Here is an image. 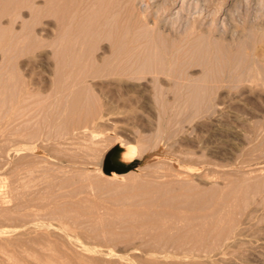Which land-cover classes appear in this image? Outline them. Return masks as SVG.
Returning <instances> with one entry per match:
<instances>
[{
  "label": "rangeland",
  "instance_id": "rangeland-1",
  "mask_svg": "<svg viewBox=\"0 0 264 264\" xmlns=\"http://www.w3.org/2000/svg\"><path fill=\"white\" fill-rule=\"evenodd\" d=\"M45 1L0 4V127L32 97L0 131V264H264V0H58L70 24ZM20 134L37 149L13 150ZM158 210L205 214L204 242L119 225Z\"/></svg>",
  "mask_w": 264,
  "mask_h": 264
},
{
  "label": "bare ground",
  "instance_id": "bare-ground-1",
  "mask_svg": "<svg viewBox=\"0 0 264 264\" xmlns=\"http://www.w3.org/2000/svg\"><path fill=\"white\" fill-rule=\"evenodd\" d=\"M22 1V0H21ZM60 1V0H59ZM58 0H46L45 1V7L47 6L48 8L50 7H52L53 6V4L56 6V8H54L55 9V11L57 10V14H59L58 16H57V20H58V22H60V23H69V22H72V21H74L77 17H78V13H79V10L80 9H78V10H75L73 13H72V11H71V13L72 14H70V15H66V14H64L63 12H64V10H60L59 8H60V3H62V2H59ZM62 1V0H61ZM152 1H156V0H152ZM258 1V0H257ZM256 1V2H257ZM87 2H89V1H87ZM199 2V1H198ZM4 3H5V5H8V4H11V5H13V4H18L19 3V0H0V4L2 5H4ZM28 3V2H27ZM81 3V2H80ZM259 3V2H258ZM20 4V3H19ZM87 4V3H86ZM254 4V3H253ZM21 5V4H20ZM25 5V4H24ZM19 6V5H18ZM46 7V8H47ZM255 7H257L256 5L254 6V9H255ZM64 8V7H63ZM79 8V7H78ZM6 9V8H5ZM37 9V8H36ZM52 9V8H51ZM53 9V10H54ZM64 9H66V8H64ZM9 10V9H8ZM46 10V9H45ZM49 11H50V9H48ZM60 10V12H58ZM68 10V9H67ZM48 11V12H49ZM63 11V12H62ZM10 12V11H9ZM8 12V13H9ZM36 12V11H35ZM43 12V11H42ZM52 12V11H51ZM56 13V12H55ZM54 13V15H56ZM49 14V13H48ZM80 16V15H79ZM51 17H52V15H51ZM79 19V18H78ZM104 19V18H103ZM56 20V21H57ZM101 21H102V19H101ZM104 22V21H103ZM164 22H165V20H164ZM107 23V22H106ZM11 24V23H10ZM70 24V23H69ZM162 24H164L163 22H162ZM63 25V24H62ZM68 25V24H67ZM109 25V24H108ZM146 25V24H145ZM148 25V24H147ZM72 26V25H71ZM207 26V25H206ZM103 27V26H102ZM165 27V26H164ZM202 27V26H201ZM204 27V26H203ZM161 28H162V26H161ZM66 29V28H65ZM109 29V28H108ZM71 31V30H70ZM93 31V30H92ZM67 32V31H66ZM74 32V31H73ZM20 33V32H19ZM72 33V32H71ZM22 34V33H21ZM61 34V33H60ZM203 34V33H202ZM1 35V34H0ZM10 35V34H9ZM12 35H14V33L12 34ZM17 35V34H16ZM200 35V34H199ZM27 36V35H26ZM61 36V35H60ZM1 37V36H0ZM14 37V36H13ZM22 37V36H21ZM71 37V36H70ZM9 38V37H8ZM26 38V37H25ZM11 39V38H10ZM61 39V38H60ZM8 40V39H7ZM62 40V39H61ZM200 40V39H199ZM15 41V40H14ZM13 41V42H14ZM17 41V40H16ZM15 41V42H16ZM26 42V41H25ZM6 43V42H5ZM9 43V42H8ZM34 43V42H33ZM27 44V43H26ZM30 44V43H29ZM205 44V43H204ZM206 45V44H205ZM199 46V45H198ZM18 47V46H17ZM217 47V46H216ZM16 48V47H15ZM201 48H203V47H201ZM197 49V48H196ZM6 50V49H5ZM10 50V49H9ZM12 50V49H11ZM202 50V49H201ZM199 51V50H198ZM13 52V51H12ZM15 52V51H14ZM19 52V51H18ZM200 52V51H199ZM79 56V55H78ZM82 56V55H81ZM9 59V58H8ZM70 60V59H69ZM260 61H262V60H260ZM256 62L255 61V69H254V71L255 72H253L254 73V77H255V79H256V81L258 82V83H261V84H264V62L262 63V62ZM140 64H142V63H140ZM139 64V65H140ZM145 64V63H144ZM248 64V63H247ZM66 65V64H65ZM83 65V64H82ZM85 65V64H84ZM143 65V64H142ZM141 65V66H142ZM146 65V64H145ZM249 65H250V67H249ZM247 67H249V69L247 70L248 71V73L251 71V69L250 68H253V66L251 65V64H249ZM86 66V65H85ZM130 66V65H129ZM138 65H136V68L134 69V71L135 70H140L139 69V66L137 67ZM149 66H151L150 64L148 65V68H149ZM12 67V66H11ZM92 65H91V70H92ZM106 67H107V65H106ZM106 67H104V70H102V69H100V71L99 72H101V74H102V71L103 72H106L105 71V68ZM132 67V66H131ZM135 67V66H134ZM143 67V66H142ZM145 67V66H144ZM82 69H83V67H81ZM89 68V67H88ZM107 68H109V67H107ZM150 68H152V67H150ZM85 69V68H84ZM95 69V68H94ZM92 70L93 72L94 71H96L95 72V74H97L96 76H98V72H97V69L96 70ZM3 70V69H2ZM10 70V69H9ZM138 70H137V72H138ZM152 70V69H151ZM150 70V71H151ZM244 71L245 73H244V76L243 77H245V75H247L248 73H247V71ZM108 72H109V70H107ZM237 71V70H236ZM107 72V73H108ZM131 72H132V70H131ZM136 72V73H137ZM140 72H142L141 70H140ZM4 73V72H3ZM134 73V72H133ZM224 73V72H223ZM251 73V72H250ZM92 74H94V73H92ZM104 74V73H103ZM106 74V73H105ZM252 74V73H251ZM3 75V74H2ZM5 75V74H4ZM3 75V77H6V75L4 76ZM243 75V74H242ZM249 75V74H248ZM0 76H1V74H0ZM9 76V75H8ZM129 76V75H128ZM226 76H227V74H226ZM231 76V75H230ZM241 76V75H240ZM251 75H249V77H250ZM11 77V76H10ZM63 77V76H62ZM76 77V76H75ZM142 77V76H141ZM221 77V76H220ZM219 77V78H220ZM223 77V76H222ZM237 77V76H236ZM254 77H253V79H254ZM7 79H8V77H6ZM152 78V77H151ZM155 78V77H154ZM237 78H239V77H237ZM12 79V78H11ZM221 80H223L222 78H220ZM4 80H5V78H4ZM13 80V79H12ZM211 80V79H210ZM3 81V80H2ZM228 81V80H227ZM246 81V80H245ZM253 81V80H252ZM251 81V82H252ZM5 83H6V81H4ZM4 82H0V85H1V83L3 84ZM14 82V81H13ZM148 82L149 83H155L154 82V79H148ZM176 82V81H175ZM206 82V81H205ZM212 82V81H211ZM220 82V81H219ZM88 83V82H87ZM232 83V82H231ZM5 85V84H4ZM11 85V84H10ZM15 85V84H14ZM76 85H78V84H76ZM155 85V84H154ZM217 85V84H216ZM225 85V84H224ZM6 86V85H5ZM14 87V86H13ZM22 87V86H21ZM6 88V87H5ZM207 88V87H206ZM11 89V88H10ZM9 89V90H10ZM22 89V88H21ZM60 89H61V87H60ZM3 89H2V86H1V88H0V91H2ZM6 90H8V87H7V89ZM8 90V91H9ZM206 90V89H205ZM4 91H5V89H4ZM16 91V94L18 95V90L17 89H15L13 92H15ZM18 91V92H17ZM199 91V90H198ZM10 93H11V91H9ZM9 92L7 93V94H9ZM23 92V94H22V97H21V99H20V102H18L19 104L12 110V114L9 116V118L10 119H13L12 121L14 122V118H17V117H15V116H19V114L20 115H22L21 114V111H22V109L24 108V106H25V104H27V101H29L30 99H28V97H29V92L28 91H21V93ZM71 92V91H70ZM87 92V91H86ZM4 93V96H5V93H6V91L5 92H3ZM33 93V92H32ZM32 93H31V96H32ZM6 94V95H7ZM15 94V95H16ZM75 94V93H74ZM205 94V93H204ZM1 95V94H0ZM10 96V95H9ZM76 96V94L75 95H71L70 97H73V98H70V99H72L71 101L73 102V100H74V97ZM1 97V96H0ZM6 97V96H5ZM4 97V98H5ZM13 97H14V95H13ZM56 97V96H55ZM65 97V96H64ZM190 97V96H189ZM209 97V96H208ZM2 98V97H1ZM7 98H8V96H7ZM15 98V97H14ZM66 98H68V97H65V100H66ZM191 98V97H190ZM193 98H194V96H193ZM91 99V98H90ZM93 99V98H92ZM196 99H197V97H196ZM2 100L4 101V102H6L5 101V99H3L2 98ZM8 100V99H7ZM10 100H11V98H10ZM13 100V99H12ZM86 100V99H85ZM2 101V102H3ZM15 101V100H14ZM70 101V102H71ZM10 102V101H9ZM64 102H66V101H64ZM71 102V103H72ZM86 102H88V101H86ZM1 103V102H0ZM14 103V102H13ZM3 104H5V103H1L0 105V107H2V108H4L3 107ZM7 104H8V102H7ZM7 104H5L6 106H7ZM82 104H83V102H82ZM8 105H11V104H8ZM63 105V104H62ZM66 105L67 104H65V107H66ZM84 105H86V104H84ZM90 105H91V103H90ZM93 105V104H92ZM88 106V105H87ZM86 106V107H87ZM27 107H29V106H27ZM26 107V108H27ZM85 107V106H84ZM85 107V108H86ZM2 108H0L1 110H2ZM10 108V107H9ZM8 108V109H9ZM68 108V107H67ZM79 109V108H78ZM10 110V109H9ZM90 110V109H89ZM89 110H87L86 109V112L88 111L89 112ZM7 111V110H6ZM5 111H3V113H4ZM85 112V113H86ZM87 112V113H88ZM0 113H1V111H0ZM2 113V114H3ZM7 113V112H6ZM6 113H4V114H6ZM23 113V112H22ZM77 113H79V112H77ZM3 114V115H4ZM24 114V113H23ZM26 114V113H25ZM76 114V113H75ZM89 114H90V112H89ZM2 115V116H3ZM1 116V115H0ZM4 117V116H3ZM3 117L1 118L0 117V119H3ZM22 117V116H21ZM5 118H7V117H5ZM17 120V119H16ZM19 120H20V118H19ZM3 121H4V119H3ZM11 121V122H12ZM22 121V120H21ZM24 121V120H23ZM22 121V122H23ZM10 121H9V119H8V122L7 123H4L5 125H3V126H1L0 127V131H2L3 132V130H4V127H7L8 128V125L11 123ZM17 122V121H16ZM21 122V123H22ZM19 123H20V121H19ZM24 123V122H23ZM17 126V123H15L13 126ZM22 125V124H21ZM10 126H11V124H10ZM12 126V127H13ZM18 127V126H17ZM20 127V126H19ZM22 127H24V125L22 126ZM16 127H14V129H15ZM14 129H11V130H14ZM16 130H19V128L17 129H15L14 130V132L16 131ZM8 131V130H7ZM10 131V130H9ZM10 132H12V131H10ZM24 133V132H23ZM22 133V134H23ZM3 134V133H2ZM22 134H20L21 136H22ZM13 135V134H12ZM2 136V135H1ZM14 136V135H13ZM18 136V135H17ZM21 136H19V137H17V139H15L16 138V136H15V138L13 137V140H15L16 142H15V145H14V148H13V150H17V149H24V150H27V151H29V152H27L26 151V153H30V151L31 150H36L37 148H35L34 146H33V144L32 145H30L31 143H29L28 144V142H27V138H26V136L27 135H23L22 137ZM32 141V140H31ZM12 145V144H11ZM35 145V144H34ZM20 152H18L17 154H19ZM15 155H16V153H15ZM122 153H120L119 151H118V153L115 155V158L116 159H119V158H121L122 157ZM17 156V155H16ZM188 186H190V185H187V187ZM181 187V186H180ZM180 187H178V188H180ZM192 187V186H191ZM171 188V187H170ZM173 188V187H172ZM177 188V187H176ZM189 188V187H188ZM168 189H169V187H168ZM183 189V188H182ZM213 188H211V187H209V188H204V189H198L197 191H193V192H191V193H189V194H183V193H179V194H174V196H172V195H170V196H168L167 198H165V200L166 201H168L170 204H166L167 202H165V201H163L164 203L163 204H165V205H163V207L164 208H167V206L166 205H168V206H171L172 208H175V209H180V208H184V207H186L187 209H189L190 207H191V205H193V204H195V203H197V202H199L200 200L202 201V199H204V198H208L209 197V195H207L208 193H211V192H213V190H212ZM178 190V189H177ZM188 190V189H187ZM196 190V189H195ZM189 191V190H188ZM215 191V190H214ZM207 195V196H206ZM210 195H212V193L210 194ZM163 197V196H162ZM171 197V198H170ZM212 197V196H211ZM169 198V199H168ZM153 201V200H152ZM204 202H206V201H204ZM27 203V202H26ZM30 203V202H29ZM28 203V204H29ZM161 203V202H160ZM31 204V203H30ZM40 204V203H39ZM26 205V204H25ZM160 205V204H159ZM37 206V205H36ZM39 206V205H38ZM40 206L41 207H44V204H40ZM162 206V205H161ZM195 206V205H194ZM162 207H159V209H161ZM185 208V209H186ZM48 209V208H47ZM191 209V208H190ZM162 210V209H161ZM51 211V210H50ZM52 213H65V210H64V212H63V210H61V209H56V212H55V210L54 209H52V211H51ZM33 213V212H32ZM208 214V213H207ZM222 214V213H221ZM167 215H169V216H167ZM215 215H217V214H215ZM159 217L160 218V221H159V223H155L154 222V217ZM213 216V215H212ZM155 217V218H156ZM206 216H205V214H202V213H179V212H176V213H163V211H162V213L158 210V212H155V211H153V212H151V213H146V214H144V213H140L139 214V216L138 217H134L133 219H131V220H127V221H123V222H120L119 223V225H120V227H123V228H138V231H137V233L136 234H143V233H145V235L147 234H149V236H146L145 238H144V236L143 235H139V237L141 236V238H142V241L141 242H144V243H150V242H152V243H154V244H156V245H163V246H176V247H180V246H182V245H184L185 244V242L184 241H187L186 239H188L189 240V238L191 239V240H193L192 238H194L195 239V241L197 242V244L200 242V244L199 245H201V242H204V241H202V240H204V238L202 237V235H203V231H204V229L206 228V226H207V220L205 221L204 220V218H205ZM91 218V217H90ZM94 219H93V221H91L92 223H90V224H92V227L93 228H96V227H98V226H100V225H107V226H109V225H112L113 224V221L112 220H110V219H108V218H106V217H103V216H100V215H96V216H94L93 217ZM213 219L215 218V217H212ZM92 219V218H91ZM223 219V218H222ZM137 220V221H136ZM140 220H145V222H142V221H140ZM75 221V220H74ZM76 221H77V219H76ZM216 221V220H215ZM220 221H221V219H220ZM146 222L148 223V224H146ZM158 222V221H157ZM217 223L214 225V226H216L215 228H217V226L219 225V221H216ZM213 227V226H212ZM211 227V228H212ZM220 227V226H219ZM222 227V226H221ZM232 228V227H231ZM172 229H174V233H177V232H179V234L178 235H176V237H174V236H168V231L169 230H172ZM222 229V228H221ZM238 229V228H237ZM159 230V231H158ZM232 230V229H231ZM212 231H214V230H212ZM217 230L215 229V232H216ZM220 231V230H219ZM133 232H135V231H133ZM207 232V231H206ZM206 232H204V234H205V236H206ZM218 232V231H217ZM106 233V232H105ZM213 233V232H212ZM212 233H210V234H212ZM107 235L108 234H115V233H113V232H108V233H106ZM209 234V233H208ZM209 234V236H206V237H210V236H212L213 238L216 236V235H210ZM217 234V233H216ZM173 235V234H172ZM103 236V235H102ZM138 236V235H137ZM143 236V237H142ZM204 236V235H203ZM218 236V235H217ZM111 237H114V236H110V238ZM172 237H174V238H172ZM141 238H139V239H141ZM217 237H215L214 239H216ZM206 240L208 239V238H205ZM212 239V238H211ZM210 239V240H211ZM233 239V238H232ZM191 240H190V243H191ZM213 240V239H212ZM238 240V239H237ZM194 241V242H195ZM213 241H215V240H213ZM184 242V243H183ZM193 242V241H192ZM207 242H209V241H207ZM230 242V241H229ZM237 242V241H236ZM212 242H210V244H211ZM187 244V243H186ZM194 244V243H193ZM196 244V243H195ZM214 244V243H213ZM189 245V244H188ZM197 246V245H196ZM195 246V247H196ZM175 248V247H174Z\"/></svg>",
  "mask_w": 264,
  "mask_h": 264
},
{
  "label": "water",
  "instance_id": "water-1",
  "mask_svg": "<svg viewBox=\"0 0 264 264\" xmlns=\"http://www.w3.org/2000/svg\"><path fill=\"white\" fill-rule=\"evenodd\" d=\"M105 168H109V166L107 164L104 165Z\"/></svg>",
  "mask_w": 264,
  "mask_h": 264
}]
</instances>
